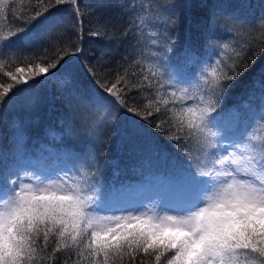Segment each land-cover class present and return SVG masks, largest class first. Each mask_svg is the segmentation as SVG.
<instances>
[{
	"label": "trees",
	"instance_id": "trees-1",
	"mask_svg": "<svg viewBox=\"0 0 264 264\" xmlns=\"http://www.w3.org/2000/svg\"><path fill=\"white\" fill-rule=\"evenodd\" d=\"M51 3L55 5V0ZM36 5L37 0H8L0 15V36L18 33L9 47L0 46V60L5 65L0 70V84L13 83L5 71L27 69L35 63L47 66L64 58L47 76L15 85L0 103V187L17 176L33 174L55 178L67 173L71 183L74 173L87 169L103 194L131 172L120 166L134 152V165L148 171L149 180L141 174L143 183L156 182L158 175L173 185L185 182L189 169L184 152L195 153V145L169 139L175 131L168 120L171 113L162 104L156 105L161 107L160 113L154 107L145 108L149 100L155 101V89L132 85L140 82L141 68L153 63L180 70L179 77L162 73L157 78L163 84L162 95L174 90L167 84L169 79L182 87L195 84L225 44L247 47L241 75L218 97L213 120H229L230 140L241 134L264 135V41L257 38L264 0H77V5L65 0L29 23L28 18L40 10ZM225 53L231 54L227 49ZM25 56L29 59H23ZM125 68L131 91L121 93L125 99L121 107L96 81H108L110 86ZM133 72L137 75L132 76ZM60 73L71 76L72 86L50 91ZM192 102L177 101L166 107L179 110ZM129 107L141 114L130 113ZM149 111L153 115L148 116ZM39 148L43 155L37 161ZM53 247L50 244L36 264H64L72 250L57 253L58 259L51 261ZM74 259L73 255L68 264Z\"/></svg>",
	"mask_w": 264,
	"mask_h": 264
},
{
	"label": "snow or ice",
	"instance_id": "snow-or-ice-1",
	"mask_svg": "<svg viewBox=\"0 0 264 264\" xmlns=\"http://www.w3.org/2000/svg\"><path fill=\"white\" fill-rule=\"evenodd\" d=\"M70 2L77 5V0ZM63 3L65 0H55L53 5L49 0L45 5V0H37L40 10L28 22L44 17L51 8ZM6 4L8 0H0V15L4 14ZM76 12L79 17L78 6ZM257 29V38L264 41V18ZM17 34L9 31L0 36V46L9 47ZM246 47L222 45L221 55L195 84L186 82L188 86L182 87L169 79L167 84L174 89L170 93L161 94L163 84L157 78L163 74L155 63L142 67L140 82L132 85L137 89H155V101L149 100L145 108L154 107L160 113L161 107L156 105L162 104L171 113L168 120L175 131L169 139H183L195 145V153L185 150L184 155L188 159L189 186L204 187L197 203L178 210L154 205L142 211L132 209L115 214L104 210L97 185L87 169L74 173L71 183L67 173L55 178L17 176L0 187V264H36L50 244L55 245L51 261L58 259L57 253L72 250L64 264L73 255V264H264V135L241 134L228 140L214 130L212 118L218 97L229 82L241 75ZM226 49L230 55H226ZM63 58L60 56L59 60ZM59 60L47 66L35 63L27 69L5 71L4 75L13 83L0 84V103L15 85L47 76L57 68ZM4 66L0 60V70ZM127 77L125 68L110 86L108 81L96 82L123 107L125 99L121 93L131 91ZM99 98L104 99L102 95ZM185 100L193 102L179 110L166 107ZM127 110L141 114L138 109Z\"/></svg>",
	"mask_w": 264,
	"mask_h": 264
},
{
	"label": "rangeland",
	"instance_id": "rangeland-1",
	"mask_svg": "<svg viewBox=\"0 0 264 264\" xmlns=\"http://www.w3.org/2000/svg\"><path fill=\"white\" fill-rule=\"evenodd\" d=\"M159 71L172 78L180 76V70L176 66H168L166 68L159 66ZM71 84V76L68 73H60L55 77L54 86L50 88V91H60L61 89L72 86ZM213 127L221 137H227L230 140V135L228 134V128L230 127L229 120H213ZM45 133L48 134L47 131ZM221 141L222 144L226 143L224 140ZM40 146L44 147V144L40 143ZM37 154L38 158L36 160L40 161V155H43L41 148L38 149ZM135 154L134 152L127 155L124 159L125 162H122L120 166L121 169L129 168L131 171L124 177L122 183H117L115 187H110L106 193L102 194L99 192L104 209H117V211L118 209H124L125 211L140 209L142 211L144 207L163 205L169 209L178 210L181 207H187L190 204L197 203L198 199L202 197L204 191L203 185L189 186L187 180L185 182H177L173 185L165 176L161 177L158 175L157 177L160 178L155 179L156 182L150 185L143 183L140 180L141 174H146V178L148 171L134 165L133 157ZM114 170L116 171V169ZM163 178L167 181L166 183L168 185L163 182ZM146 179L149 180L150 178Z\"/></svg>",
	"mask_w": 264,
	"mask_h": 264
}]
</instances>
